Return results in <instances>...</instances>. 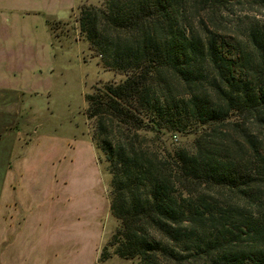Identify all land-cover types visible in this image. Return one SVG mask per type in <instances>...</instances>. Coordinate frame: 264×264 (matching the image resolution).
<instances>
[{"label":"trees","instance_id":"16d2710c","mask_svg":"<svg viewBox=\"0 0 264 264\" xmlns=\"http://www.w3.org/2000/svg\"><path fill=\"white\" fill-rule=\"evenodd\" d=\"M234 1L243 2L102 0L79 9L99 66L126 77L86 97L119 223L99 264H264V24L225 34L215 14ZM47 24L54 34L59 23ZM143 133L197 138L193 151L166 152Z\"/></svg>","mask_w":264,"mask_h":264},{"label":"rangeland","instance_id":"374dc122","mask_svg":"<svg viewBox=\"0 0 264 264\" xmlns=\"http://www.w3.org/2000/svg\"><path fill=\"white\" fill-rule=\"evenodd\" d=\"M101 4L102 0H87L67 20L49 19L59 24L54 32L52 69L47 82L39 85L45 93L38 97L7 92L6 104H0V178L6 181L5 197L16 198L19 216L29 222L39 218L42 210L46 214V205H52L48 212L52 210L56 218L59 209L65 219L66 238L60 244L70 249L53 253L52 258L36 254L44 263L87 264L98 255L97 250L100 257L119 225L111 214V176L105 155L93 141L95 121L88 118L86 97L96 87L120 84L126 77L99 66L100 58L90 51L78 23L82 6ZM208 13L202 12L201 19L211 25ZM215 16L225 34L232 36H241L255 21L264 24V8L252 0L234 1ZM142 136L166 152L193 151L197 138L194 134ZM22 234L27 235L24 226Z\"/></svg>","mask_w":264,"mask_h":264},{"label":"crops","instance_id":"0c3cea01","mask_svg":"<svg viewBox=\"0 0 264 264\" xmlns=\"http://www.w3.org/2000/svg\"><path fill=\"white\" fill-rule=\"evenodd\" d=\"M86 1L0 0V104H6L7 92L38 97L45 93L39 85L41 81L47 82L54 59V34L47 22L49 19L67 20ZM5 187L6 181L0 178V264H55L48 260L41 262L36 254H50L52 258L53 253L70 249L60 244L66 238L63 231L65 219H62L60 210H57L56 218L52 210L48 212L52 205H46V214L42 210L39 218L29 222L28 218L19 216L20 204L16 198L7 200ZM23 226L27 235L22 234ZM33 237L37 240H32ZM96 254L87 264H99V250ZM29 258L30 261L26 260ZM124 262L137 264L118 257L100 264Z\"/></svg>","mask_w":264,"mask_h":264}]
</instances>
